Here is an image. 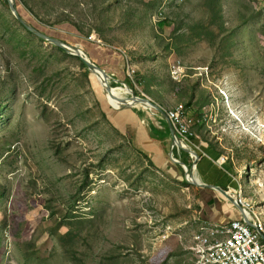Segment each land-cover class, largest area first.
Returning <instances> with one entry per match:
<instances>
[{"label":"rangeland","instance_id":"obj_1","mask_svg":"<svg viewBox=\"0 0 264 264\" xmlns=\"http://www.w3.org/2000/svg\"><path fill=\"white\" fill-rule=\"evenodd\" d=\"M25 1L50 25L71 18L89 39L124 50L135 79H151L159 98L139 82L134 91L164 110L192 101L193 115L208 96L201 137L227 158L221 169L240 171L245 194L260 200L264 0ZM165 17L171 23L161 28ZM70 55L31 35L0 0V264H194L198 186L168 165L170 140L148 134L150 123L165 130L161 113L135 104L145 113L143 139L130 138L131 112L114 111ZM171 64L184 76L173 78ZM117 72L126 79L127 69ZM116 88L124 102L109 99L121 107L130 93Z\"/></svg>","mask_w":264,"mask_h":264},{"label":"built area","instance_id":"obj_2","mask_svg":"<svg viewBox=\"0 0 264 264\" xmlns=\"http://www.w3.org/2000/svg\"><path fill=\"white\" fill-rule=\"evenodd\" d=\"M181 71L179 66L171 64L170 73L173 78H180L179 74L184 76ZM135 72L133 64L128 63L127 75L132 80ZM142 95L148 96L143 92ZM185 108L183 104H178L167 107L165 111L183 144L192 147L193 126L196 122H205L206 118L195 119L185 112ZM226 161L225 156H220V166ZM228 173L236 181L235 196L245 208L250 223L242 219H234L225 225L203 222L200 231L193 237L194 264H264V193H257L259 201L248 197L238 177L240 171Z\"/></svg>","mask_w":264,"mask_h":264},{"label":"trees","instance_id":"obj_3","mask_svg":"<svg viewBox=\"0 0 264 264\" xmlns=\"http://www.w3.org/2000/svg\"><path fill=\"white\" fill-rule=\"evenodd\" d=\"M6 3V0H3ZM16 6L18 8V11L20 12V14L27 20L29 21L32 25H34L36 28H38L39 30H41L42 32H45L46 34L52 36V37H57L60 38L63 41L66 42H76L79 44L80 47H82L90 56V58L97 63L100 66H106V65H116L117 67L121 68L122 70L127 69L128 66V55L126 52H124L121 49H118V47L115 46H111V45H103L102 43L98 42V41H93L91 39H89V36L86 34L85 29L78 24L76 21H73V19L68 18V17H63L62 19H59L57 22V24L55 25H50V23H48L47 21H42L41 19H39V15L36 14L32 7L29 5V3L25 0H15ZM24 5V8L22 7V5ZM212 15L214 18H212V21L215 22V19L218 15V13L216 14V12L213 10ZM68 16V15H67ZM15 20L17 22H19L16 18ZM20 23V22H19ZM171 21L168 17H165L164 19H160L158 20V25L163 28L165 25H170ZM21 24V23H20ZM49 24V25H48ZM211 24V23H210ZM22 25V24H21ZM23 26V25H22ZM199 26V25H197ZM203 27V25H201ZM24 27V26H23ZM69 28V29H73L74 32H70L69 34L63 32H60L59 35V31L56 30L57 28ZM31 35L36 36L37 38H39L41 41H44L42 38L38 37L37 35H35L34 33H32L31 31H29L26 27H24ZM204 28V27H203ZM71 30V31H73ZM93 33L96 35H103L102 33H100L99 31H97L96 29L93 30ZM205 33L208 34L210 33L209 29L207 28L205 30ZM78 37V38H77ZM55 46V45H54ZM57 49H59L60 51L64 52L65 54H67L65 52L64 49L55 46ZM70 55V54H69ZM73 56V55H70ZM77 59H79L81 61V65L85 68H87V66L85 65V63L78 57L75 56ZM106 64V65H105ZM87 74L90 75V71H87ZM126 80H129L131 82H133L134 84H138V82L140 84L144 85V92H146L147 94H149L150 96L154 97V98H159L154 91L151 89V79H147L145 80V78H139L138 81L134 78V80H132L128 75H126ZM145 83V84H144ZM162 83V82H161ZM177 83L173 80L172 81V85H171V89L174 90V87ZM119 84L116 83H112V86H118ZM136 94L138 95V93L136 92ZM159 95V94H158ZM160 96V95H159ZM151 98V97H150ZM211 101L209 99L208 96H203L201 97V100L197 102L198 105V111L193 113L192 115V110H189L192 108L193 106V102L189 101L188 103H186V108H185V112L187 111V113H190L191 116H193L195 119H204V112H202V108L205 106V104H209ZM115 106V105H114ZM135 110H138L139 115L141 118H144L145 113L143 110H140L138 108H135ZM103 115L105 117H107V113L103 112ZM158 117H162V121L158 120L160 122V124L162 126H164V129L159 128L158 126L154 125L153 123H150V128H151V134L150 136L153 137L152 134H155L157 136L162 135L164 137H167L170 140L171 143V135H170V129L169 126L165 120V118L163 117L162 114H157ZM206 122L202 121V122H196L193 126V129H196V131L193 130L194 132V138L197 135L201 136V132L203 131V129H205ZM130 130V127L128 128V131ZM192 136V138H193ZM134 138L133 135H130V138ZM166 138V139H167ZM205 142L209 143V145L214 148L216 150V147L211 144L209 142V140H207V138L205 137H201ZM133 140V139H132ZM160 141V140H159ZM145 154V153H144ZM146 155V154H145ZM174 155L176 158H180L182 159V161L188 163L189 162V154L185 153V152H178L177 149H175L174 151ZM147 156V155H146ZM152 162V161H151ZM153 163V162H152ZM179 167V166H178ZM184 182L189 183L186 178L183 179ZM1 195V194H0ZM200 209V207H199ZM71 237H72V233L71 231L69 232ZM73 251V250H72ZM116 259V257H112V260ZM113 262V261H112ZM105 264H108V262L106 261Z\"/></svg>","mask_w":264,"mask_h":264},{"label":"water","instance_id":"obj_4","mask_svg":"<svg viewBox=\"0 0 264 264\" xmlns=\"http://www.w3.org/2000/svg\"><path fill=\"white\" fill-rule=\"evenodd\" d=\"M8 3V6L11 9L12 14L15 16V18L29 31L37 35L38 37L42 38L44 41L51 43L52 45H55L57 47H60L65 50L68 54L78 56L87 66L88 70L90 71V76L92 78V82L95 83V85L102 89V93L104 96L108 99L107 91L109 88H111L112 83H116L119 85H129L131 87L129 97H125L124 100L126 101V105L122 107H115L110 103V107L117 112L126 111V109H131L135 104H145L148 106H151L152 108H155L158 110L163 117L166 119V122L170 129V135H171V144L168 152V165L176 172H182L185 173V178L189 183H192L194 185H197L198 187H208L217 190L225 199H227L231 204H233L242 214L244 220L248 223L250 221L248 220V217L246 215L245 208L238 202L235 195H231L227 192L226 188L223 186L206 183L197 181L195 179L196 177V167L198 164V161L200 159V154L197 152V150L190 148L188 145H184L185 147H180L177 143V140H181L178 136L175 127L173 126L170 118L168 117L166 111L162 108L161 105L156 103L152 98L149 96H138L136 92L134 91V83L126 80V79H119L118 77L113 76L107 69H105L103 66L98 65L95 63L88 53L79 46L76 42H66L61 40L57 37H52L45 32H42L38 28H36L34 25H32L29 21H27L18 11V8L16 6L15 0H6ZM92 40V39H91ZM98 41V40H97ZM102 44L100 40L98 41ZM97 83V84H96ZM116 88V86H112ZM128 98H131L132 101H127ZM116 124V123H115ZM175 149H178L180 151H183L185 153L190 154L194 159L191 163L182 162V166L176 167L173 163L174 159H177L174 155ZM179 160V159H178ZM187 168H189V171H187Z\"/></svg>","mask_w":264,"mask_h":264},{"label":"crops","instance_id":"obj_5","mask_svg":"<svg viewBox=\"0 0 264 264\" xmlns=\"http://www.w3.org/2000/svg\"><path fill=\"white\" fill-rule=\"evenodd\" d=\"M104 68L108 69V71L113 76L119 78L117 69L119 70L120 68H118L116 65H106ZM108 103L110 104L111 102ZM112 104L116 105L114 103ZM122 112H131L128 114L127 121H125L126 126L130 125V118L136 122V131L134 130L133 132V128L130 129L128 131L129 135L134 134V137L136 135L137 137L143 139V137L140 136L142 131L139 128V125L142 124L139 123L144 122L145 120L144 118L140 117L138 110H135V106ZM191 146V148L197 150L201 156L196 167V174L199 181L223 186L224 188H229L235 193V184L233 183L234 180L231 178L232 176L228 172H224L218 162L217 158L220 156V154L214 148H212L209 143L205 142L200 135H197L193 139ZM174 165L178 167L176 164ZM198 195L200 218L203 220V222L206 221L219 224H228L234 219L244 220L240 211L227 199H225L217 190L208 187H198ZM220 219H223V221Z\"/></svg>","mask_w":264,"mask_h":264},{"label":"bare ground","instance_id":"obj_6","mask_svg":"<svg viewBox=\"0 0 264 264\" xmlns=\"http://www.w3.org/2000/svg\"><path fill=\"white\" fill-rule=\"evenodd\" d=\"M125 86H128V85H125ZM125 86H123L122 89H124V90L127 91V92L130 91L131 87H125ZM107 95H108V99L106 98V100H107L108 102H111L110 99H109V98H110L109 95H112V96L116 97V101H117V102H124V101H123V96L120 94V92L118 91L117 88H114V87L111 86V88H109L108 91H107ZM129 101H132V99H129ZM129 101H128V102H129ZM111 104H112V103H111ZM112 105H113V104H112ZM124 105H126V102L122 104V106H124ZM122 106H121V107H122ZM115 107H116V106H115ZM177 143L179 144L180 147H185L184 144H183V141H181V140H177ZM173 163L176 164V165L179 166V167L182 166V162H181L180 160H178V159H174ZM187 171H189V168H187ZM195 179H196L197 181H199V179H198L197 177H195ZM226 190H227V192H228L229 194H231V195H235V193L232 192L229 188H226Z\"/></svg>","mask_w":264,"mask_h":264}]
</instances>
